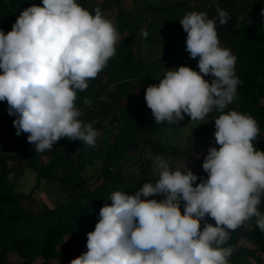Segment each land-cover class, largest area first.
I'll list each match as a JSON object with an SVG mask.
<instances>
[{
    "label": "clouds",
    "instance_id": "1",
    "mask_svg": "<svg viewBox=\"0 0 264 264\" xmlns=\"http://www.w3.org/2000/svg\"><path fill=\"white\" fill-rule=\"evenodd\" d=\"M42 2L25 9L7 34L0 30V101L17 116L16 134L27 133L36 152L50 150L62 138L94 146L98 132L79 119L75 102L77 92L87 89L88 80L115 55V23L99 8L92 15L76 0ZM216 11L226 25L228 13ZM180 23L187 33L186 51L199 57V72L188 66L167 70L158 85L147 87L145 100L157 124L178 123L184 114L204 120L213 110L222 113L214 133L220 147H210L202 165L208 178L193 187L196 174L187 167L172 171L156 156L159 179L144 183L134 195L114 192L112 204L101 208L99 222L87 234V252L70 264H228L233 249L222 246L232 231L247 228L255 217L264 232V214L257 207L264 196V151L252 143L257 122L235 110L223 113L241 83L237 58L220 46L216 19L205 12L186 13ZM142 35L146 38L147 31ZM84 103L91 106L88 99ZM156 194L165 198L147 199ZM205 216L215 226L205 222L201 230Z\"/></svg>",
    "mask_w": 264,
    "mask_h": 264
},
{
    "label": "trees",
    "instance_id": "2",
    "mask_svg": "<svg viewBox=\"0 0 264 264\" xmlns=\"http://www.w3.org/2000/svg\"><path fill=\"white\" fill-rule=\"evenodd\" d=\"M192 1L141 0L136 7L143 12L142 16L134 19L123 0H76L92 15L99 8L107 19L114 21L118 32L115 55L95 79L88 80L87 89L77 92L75 102L76 107L85 108L79 119L91 123L98 132V145L87 146L76 140L73 142L79 144L78 148L68 151L64 144L66 138H62L50 150L36 152L35 146L27 140V133L16 134L13 121L17 116L9 115V105L0 101V142L14 143L11 149L0 148V264H53L54 261L70 264L71 260L87 252V234L94 231L99 222L101 208L112 204L110 197L114 192L134 195L144 183H155L156 179L143 181L125 177L124 163L130 159L131 152L142 153L151 149L163 159L170 156L181 159L191 154L190 141H198L201 135L210 136L216 131L215 122L195 128L185 150L163 142L164 130L157 128L160 124L150 114L145 100L146 89L159 84L163 65L169 70L188 66L199 72V57L176 58L178 40L174 38L173 41L164 40L165 56L156 61L147 60L140 46L145 37L138 33V29L149 13L156 18L172 10L182 14L192 3L199 1L209 4L206 14L210 19H216L220 46L227 45L237 58L235 74L241 81L237 86L236 100L228 104L223 113L235 110L250 115L259 129L258 136L252 141L253 146L264 151V0ZM33 5L42 7L43 2L0 0V30L5 34L11 31L20 14ZM217 7L228 13L226 25L219 23ZM112 9L116 10L114 14L110 12ZM183 17L179 16V19ZM241 17L251 22L242 21ZM170 23L172 18L166 20V25ZM180 24L178 22L175 26ZM148 29L150 31L151 25ZM146 39L154 41L152 33H148ZM212 79L210 75L209 82ZM85 99L91 101V106L84 103ZM217 113L222 114L217 111L211 116L215 117ZM106 122L112 126L107 128ZM43 154H48L47 160L43 159ZM17 158H21V162H10ZM95 159L101 161L100 171L92 175L82 174V170ZM26 167L36 175L35 186L43 182H59L73 191L94 179L100 182L88 197L70 195L53 207L31 211L27 203L33 191L21 194L18 187V175ZM192 172L199 178L193 187L208 178L207 172ZM164 198L160 194L147 197L157 201ZM141 199L145 198L142 196ZM184 204L181 200V214L184 213ZM257 207L264 214V196ZM255 221L253 217L246 222L247 228L242 226L230 233V239L222 246L233 249L228 264H264V232ZM205 222L215 226V220L205 216L201 220V230ZM13 255L16 259L12 258Z\"/></svg>",
    "mask_w": 264,
    "mask_h": 264
},
{
    "label": "rangeland",
    "instance_id": "3",
    "mask_svg": "<svg viewBox=\"0 0 264 264\" xmlns=\"http://www.w3.org/2000/svg\"><path fill=\"white\" fill-rule=\"evenodd\" d=\"M141 0H123V4L125 8L131 12L134 19L142 16V11L136 7L137 2ZM194 1V0H193ZM192 1V2H193ZM208 3H204L199 1L198 3H192L191 6L186 11L189 12H205L208 8ZM112 14L116 12V10L112 9L110 11ZM186 12H182V14H186ZM181 12L177 11H169L166 13H161L153 17L151 13L147 14V18L140 22V27L138 29V33L142 34V30L147 31V33H152L153 40H147L143 38L141 40L140 46L141 51L143 52L145 58L149 61H156L161 58V56H165L163 45L164 40H174L177 38L178 42L176 43L177 54L176 58H184L189 56L190 54L186 51V39L187 33L183 30L182 25L175 26L176 23L180 22L179 16L182 15ZM172 18V23L166 25V20ZM132 19V20H134ZM134 24L138 23L137 21H133ZM151 23V24H149ZM151 25V29L149 31L148 27ZM222 48L231 49L227 45H222ZM233 54V52L231 51ZM234 55V54H233ZM145 59V60H146ZM172 68V66H171ZM169 70L164 65L161 69V77L159 78V82L163 79L164 73ZM210 75L204 76V79L209 81ZM237 97L234 98L233 102ZM150 114L153 116L152 111L150 109ZM212 112H217V110H213ZM210 112L204 120H191V118L184 114V119L179 121L178 123L169 125L168 122H164L163 124L157 125L159 130H164L163 142L167 145H174L183 150L188 148L189 136L194 131L195 128L202 125H210L215 122V119L219 117V114L214 117L211 116ZM154 117V116H153ZM106 126L111 127L112 125L106 122ZM213 132L210 136L201 135V138L197 140L190 141L191 144V154L187 157L178 159L176 157H168L164 159L167 161L170 170H181L185 167L190 169L191 171L203 170V162L204 158L208 153L210 147H215L217 150L220 145L215 142V136ZM113 134L111 135L112 139ZM161 139V140H162ZM0 142V148L5 146L7 149H11V146L14 145L12 141L7 144ZM98 140H96L95 145H98ZM66 149L68 151H73L78 148V143H75L68 138H66L64 142ZM156 157L155 153L151 149H146L142 153H138L137 151H133L130 153V159L125 161L124 166V174L125 177H133L139 180H148V179H159L158 171L155 170V165L153 163L154 158ZM43 159H48V154H43ZM10 162L17 164L21 162V158H17L11 160ZM102 164L99 159H95V162L88 165L82 170V174L92 175L96 174L100 171ZM100 181L94 179L90 184L84 186L81 189L69 191L65 187H63L59 182L47 183L43 182L38 186L36 184V175L35 173L28 167L25 168L23 173H19L18 175V187L21 194H27L33 191L30 200L27 203L28 209L31 211L37 210L41 207H53L57 202L66 200L70 195L73 197H88L90 196V191L99 184ZM12 258L16 259V256H12ZM53 264H61L58 261H54Z\"/></svg>",
    "mask_w": 264,
    "mask_h": 264
},
{
    "label": "built area",
    "instance_id": "4",
    "mask_svg": "<svg viewBox=\"0 0 264 264\" xmlns=\"http://www.w3.org/2000/svg\"><path fill=\"white\" fill-rule=\"evenodd\" d=\"M78 108V107H77ZM80 109V111H81V113L84 115V113H85V108H79Z\"/></svg>",
    "mask_w": 264,
    "mask_h": 264
}]
</instances>
